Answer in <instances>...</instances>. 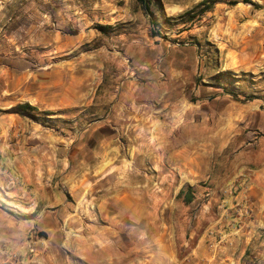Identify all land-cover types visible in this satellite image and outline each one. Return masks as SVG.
Segmentation results:
<instances>
[{"label":"crops","instance_id":"obj_1","mask_svg":"<svg viewBox=\"0 0 264 264\" xmlns=\"http://www.w3.org/2000/svg\"><path fill=\"white\" fill-rule=\"evenodd\" d=\"M0 59V96L17 86L37 112L84 118L67 126L80 127L67 150L49 129L16 152L6 129L28 122L0 116V264H264V73L244 101L234 80L218 83L222 57L179 59L163 78L103 61L93 92L91 67L41 57L17 83ZM192 71L201 86L188 89Z\"/></svg>","mask_w":264,"mask_h":264},{"label":"rangeland","instance_id":"obj_2","mask_svg":"<svg viewBox=\"0 0 264 264\" xmlns=\"http://www.w3.org/2000/svg\"><path fill=\"white\" fill-rule=\"evenodd\" d=\"M147 1L154 19L138 0H0V57L11 58L5 66L12 69V81L17 83L24 66L28 78H35L41 57L77 70L91 67L92 92L101 78L97 67L103 61L107 69L117 67L121 59L132 67L145 63L163 78L179 59H186V67L191 58L222 57L218 83L234 80L236 93L244 101L253 97V79L264 73V0ZM228 61L235 62L234 70L227 68ZM82 75L83 71L77 77ZM186 77L188 89L201 86L198 73L188 72ZM259 81L264 87V78ZM10 89V94L0 96L1 104L6 99L11 105L0 110V116L28 122L6 129L10 149L17 152L15 142L22 137L33 135L36 140L50 129L60 139V150H67L73 130L80 129L67 126L84 119L79 109L53 113L55 117L37 111L19 115L12 111L23 104L19 88ZM195 101L190 96L189 102ZM14 175L9 181H17ZM126 221L125 234L134 228ZM157 225L141 223L139 231L151 235ZM128 245L125 237V249Z\"/></svg>","mask_w":264,"mask_h":264},{"label":"trees","instance_id":"obj_3","mask_svg":"<svg viewBox=\"0 0 264 264\" xmlns=\"http://www.w3.org/2000/svg\"><path fill=\"white\" fill-rule=\"evenodd\" d=\"M138 2L143 6L144 11L149 16V18L154 19L153 14L150 12V10L148 8L149 2L147 0H138ZM211 2H213V0H211ZM12 111L16 114L24 115V114H28V111H36V108H34L28 104H21V105H17L16 107H14L12 109Z\"/></svg>","mask_w":264,"mask_h":264},{"label":"built area","instance_id":"obj_4","mask_svg":"<svg viewBox=\"0 0 264 264\" xmlns=\"http://www.w3.org/2000/svg\"><path fill=\"white\" fill-rule=\"evenodd\" d=\"M27 248H28L27 249L28 253L30 255H32V257H36L37 256V250L32 244L28 245ZM0 253L5 254V250H4L3 246H0ZM11 258H14V256L11 255Z\"/></svg>","mask_w":264,"mask_h":264},{"label":"bare ground","instance_id":"obj_5","mask_svg":"<svg viewBox=\"0 0 264 264\" xmlns=\"http://www.w3.org/2000/svg\"><path fill=\"white\" fill-rule=\"evenodd\" d=\"M125 184H126V183H125ZM125 184H124V185H125ZM129 186H130V184H129ZM133 186H134V185H133ZM130 196H131V195H130ZM134 223H135V222H134ZM106 236H107V235H106Z\"/></svg>","mask_w":264,"mask_h":264}]
</instances>
